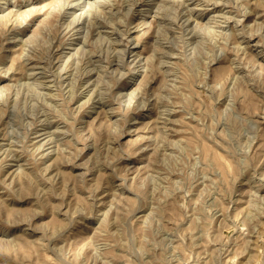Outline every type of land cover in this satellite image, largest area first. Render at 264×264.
Instances as JSON below:
<instances>
[{
    "label": "rangeland",
    "instance_id": "obj_1",
    "mask_svg": "<svg viewBox=\"0 0 264 264\" xmlns=\"http://www.w3.org/2000/svg\"><path fill=\"white\" fill-rule=\"evenodd\" d=\"M0 264H264V0H0Z\"/></svg>",
    "mask_w": 264,
    "mask_h": 264
},
{
    "label": "bare ground",
    "instance_id": "obj_2",
    "mask_svg": "<svg viewBox=\"0 0 264 264\" xmlns=\"http://www.w3.org/2000/svg\"><path fill=\"white\" fill-rule=\"evenodd\" d=\"M68 25V24H67ZM182 26V25H181ZM102 27V26H101ZM120 56V55H119ZM32 72V71H31ZM99 97V96H98ZM71 99V98H70ZM40 149V148H39Z\"/></svg>",
    "mask_w": 264,
    "mask_h": 264
}]
</instances>
